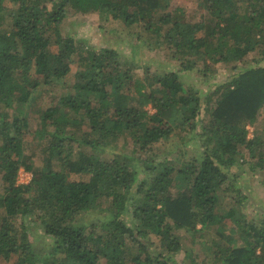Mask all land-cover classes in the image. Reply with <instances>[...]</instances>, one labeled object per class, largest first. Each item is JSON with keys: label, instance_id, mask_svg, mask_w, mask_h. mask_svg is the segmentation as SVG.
<instances>
[{"label": "trees", "instance_id": "trees-1", "mask_svg": "<svg viewBox=\"0 0 264 264\" xmlns=\"http://www.w3.org/2000/svg\"><path fill=\"white\" fill-rule=\"evenodd\" d=\"M171 1L0 0V264H40L34 225L51 241L43 264H178L182 252L199 264L180 231L203 246L202 264H264V207L248 217L238 183L246 165L264 180V141L248 132L264 114V0H195L197 21ZM72 11L120 21L136 43L149 33L179 70L145 65L133 80L132 58L61 34ZM218 64L234 65L229 80L188 97L181 75L209 79ZM38 90L57 102L32 125Z\"/></svg>", "mask_w": 264, "mask_h": 264}, {"label": "rangeland", "instance_id": "rangeland-1", "mask_svg": "<svg viewBox=\"0 0 264 264\" xmlns=\"http://www.w3.org/2000/svg\"><path fill=\"white\" fill-rule=\"evenodd\" d=\"M170 3L174 7H182L185 11L186 17L193 21L200 20L205 15L195 0H173ZM59 30L64 37L72 36L78 42L84 44L86 48L92 47L96 50L105 47L115 48L121 53L123 61H125L126 58H132L134 63L138 65V68L134 71L133 80L142 79L147 74L144 69L145 65L149 66L151 74L163 75L171 70H179L180 63L177 60L175 51L168 49L164 44H156L154 38L150 40L151 35L149 33H145L140 29H138V32L141 33L143 41L141 43H136L132 37H128V31L124 28L123 23L114 20L111 17L108 19H102V17L96 13L82 15L72 11L60 25ZM174 44L175 43H172L173 46ZM257 60L258 58L254 54L248 59L251 63H255ZM233 66V64H218L214 66V73L207 72L209 74L206 76L208 77L209 75V79L202 77V74L198 72L206 70L205 68H202L201 70L196 68L193 71L183 73L181 75V83L184 87V92L188 94V97H193L194 95L204 99L209 91L210 85L221 84L222 82L229 80L230 75L233 73L231 70ZM73 69L71 78L76 74L77 66L74 65ZM71 80L72 79H70V81ZM52 91H54V89ZM39 92L44 93L39 96L35 105L25 107V115L28 116L32 125H37L39 118L37 112L46 109L51 103L57 102V100L52 99L51 95L45 91L41 92L38 90L36 95H38ZM1 111H3V107L0 105V112ZM151 112L153 113L154 111ZM85 132L87 133V129H85ZM248 132L249 138L260 136L264 141V114L255 125L248 127ZM170 143L174 146L175 140ZM184 146L187 148H179V143H177V152H183V159H181L183 165L190 162L192 160V155L196 152L195 144L190 139V136L185 138ZM127 150H130V148ZM160 151L164 150H156V152ZM177 152L176 154H178ZM112 157L113 155L111 154L108 156L110 159ZM173 159L174 158H172V160ZM247 168L246 165L238 172L241 174L238 183L243 188L244 193L249 197V200H242V207H244L245 213L248 217L261 218V212H259L258 209L259 207H264V180L260 175H255L247 170ZM22 172L24 173L23 181H27L29 177L32 179L33 173L24 170L19 172L18 178ZM81 179V176H72V180L78 181ZM239 208L240 205L237 206V209ZM105 209L106 208L103 207L102 213H97L94 217L89 218V222L99 224V221H102L105 216L108 215V213H105ZM99 230L100 228L98 231ZM29 231L33 248L39 254L38 261L40 264H43L44 256L47 255V248L51 241L40 229L37 228L36 225L31 226ZM179 233L186 236L184 242L185 247H187L189 251H193L194 258L197 259L199 264H202L205 258L203 246L200 243H197L195 238L190 234L185 233L184 231H180ZM213 236V233L209 231L206 233L205 239L207 240ZM153 241L157 244L159 242L156 238H153ZM191 260V258L185 257L183 252L176 255V261L178 264H191ZM14 261L15 258H13L11 262L3 264H12Z\"/></svg>", "mask_w": 264, "mask_h": 264}, {"label": "built area", "instance_id": "built-area-1", "mask_svg": "<svg viewBox=\"0 0 264 264\" xmlns=\"http://www.w3.org/2000/svg\"><path fill=\"white\" fill-rule=\"evenodd\" d=\"M23 174H24L23 172L20 173V177L18 178V180H19V183L18 184H29L32 179H30V177L28 176L29 177L28 180L27 181H23Z\"/></svg>", "mask_w": 264, "mask_h": 264}]
</instances>
